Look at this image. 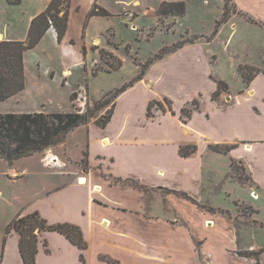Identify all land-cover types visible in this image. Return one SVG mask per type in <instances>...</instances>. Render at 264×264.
I'll return each mask as SVG.
<instances>
[{"label": "crops", "instance_id": "crops-1", "mask_svg": "<svg viewBox=\"0 0 264 264\" xmlns=\"http://www.w3.org/2000/svg\"><path fill=\"white\" fill-rule=\"evenodd\" d=\"M7 1L1 0L2 14H8L10 6L19 5ZM52 1L36 2L39 9L23 21L22 36L29 34L32 21ZM98 1L102 9L113 14L106 3ZM113 1L122 7L120 12L125 16L148 5V0ZM156 1L159 5L154 13L159 17L165 0ZM252 2L264 9V0H244L243 4L252 10ZM70 3L67 31L78 18L81 25L85 21V16H78L83 6L75 0ZM149 10L147 6L145 12ZM251 13L257 15L253 10ZM99 19L89 18L87 24L93 25ZM234 34L223 36L227 49L234 42ZM45 36L55 42L54 27ZM45 36L38 45L45 42ZM84 36L87 40V30ZM99 36L87 42L88 46L85 43V57L93 44L103 46L104 31ZM202 38L195 37L194 43L155 61L141 81L115 99L114 112L105 128L98 126L97 120L91 121L86 144H77L76 148L69 145L67 138L76 128L61 143L43 152L13 162L0 158V264H24L19 235L12 231L5 242L6 229L18 216L35 212L49 225L80 227L88 244V249L82 251L66 236L46 232L39 240L37 264H80L82 254L85 264H264V244L256 242L241 249L236 216L229 208L209 205L204 197L210 177L222 173L217 165L223 162L230 182L246 188L252 199L243 204L252 207L253 213L242 211L238 217L249 216L264 226L254 218L264 210L256 204L264 201V71L250 83L240 75L243 83L236 93L231 91L229 98H225L227 93L213 98L216 81H227L215 76L208 66L215 52L210 48L218 37L207 38V44L199 42ZM0 39V43L24 42L26 37L9 38L0 32ZM35 48L24 53L25 89L0 105L14 99L21 102L30 65L28 52ZM105 51L119 58L117 52ZM258 62L238 61V72L240 66L256 69ZM65 74L69 76L70 71ZM199 81L205 85L199 86ZM179 91L190 97L176 101ZM197 97L200 108L188 109ZM160 98L170 99L171 109L148 117L150 102ZM6 108L0 113L11 112ZM183 109L190 110V117H182ZM212 145L232 149L218 153ZM185 146H196L197 151L183 156L180 150ZM78 149L84 159H80ZM52 158L57 164L46 165ZM233 163L244 168L249 183L234 177ZM253 192L259 199L252 197ZM228 195H232L230 191ZM242 251L262 252L257 260L241 256Z\"/></svg>", "mask_w": 264, "mask_h": 264}, {"label": "rangeland", "instance_id": "rangeland-1", "mask_svg": "<svg viewBox=\"0 0 264 264\" xmlns=\"http://www.w3.org/2000/svg\"><path fill=\"white\" fill-rule=\"evenodd\" d=\"M100 1L106 3L109 11L113 14L91 17L92 9L98 4L101 6L100 2L98 0H75L83 6L78 16H85L84 24L81 25L78 18L74 25L68 29L61 42L58 39L54 42L50 36L44 35L45 42L28 52L30 65L26 78V91L20 95L22 96L21 102L14 99L0 105V109L7 107L6 109L11 110L6 114H52L73 112L75 108L86 113L90 109L93 111L91 121H99L104 116H108V112L113 107L115 99L112 95L103 99L107 93L133 82L141 72V65L153 58L163 48L171 49L179 41L195 37H203L199 42L205 44L209 43L207 38L218 37V40L213 42V46L210 48L215 52L210 58L211 63L208 66L215 76L218 75L220 79L230 84L228 90L220 93H227L225 98H229L228 94L231 91L236 93L243 83L237 68L238 61L246 64L259 60L256 70L264 71V51H259L264 50V9L256 6L255 2H252L250 6L257 15L251 13L252 10L244 6V0H168L185 2L186 14L183 17H167L159 20L157 14L154 13V9L158 8L156 0L147 1V6L150 7L149 13L145 12L146 6L139 11L131 10L126 16L121 14L122 7L116 6L115 1ZM4 2L8 4L7 0ZM36 2L39 3L40 0H23L19 5L10 6L8 14L5 12L2 14L0 0V32L9 38L26 37L27 39L28 32L23 33L22 36V29L25 26L23 21L29 14L39 9L36 7ZM90 5H92L90 10L85 14L86 8H89ZM225 9L229 13L228 21L217 27L223 19ZM246 15L252 17L257 23L248 22L245 18ZM94 17L101 19L93 25H88V19ZM85 30L88 32L87 40L86 35L84 36ZM102 31L105 33V36H101L103 49L117 52L118 59L122 61V66L111 73L107 72L110 70L109 65L102 59L100 45L93 44L90 47V54L85 57V47L95 36L100 37ZM233 31L236 36L232 46L227 49L228 44L223 40V36L231 35ZM26 39L24 40L26 41ZM94 59L97 61L93 63ZM110 60L113 61V59ZM260 60L263 64H260ZM78 64L80 67L77 66ZM86 64L87 66H85ZM96 66L105 71L94 75L93 70ZM66 71H70V77L65 74ZM198 83L199 86L204 84L200 81ZM208 83L210 85V81ZM204 89L202 88V90ZM74 93L80 96L75 103L71 100ZM181 93L182 91H179L176 95V101L190 97L187 92H184L183 95ZM104 100L107 101L105 105H103ZM99 101L103 104L96 108V102ZM150 103H152V117L157 111H167L172 107L168 98L154 99ZM200 106L201 100L197 97L187 108L199 109ZM67 141L72 148H76L77 144H86L88 142V127L85 125L78 127L69 134ZM77 154L80 159H84L82 150L78 149ZM217 166L223 174L219 172L218 176L209 175L211 176L210 181L207 189L204 190L207 203L217 208H229L236 216L238 220L236 231L240 240L238 245L241 249L250 247L256 242L264 244V226L252 221L249 216L238 217L239 212L242 213V211L246 215L253 213L252 207L243 204L249 200L252 201L248 191L246 188L230 182V176L223 162H219ZM239 171L243 173V178H246V171L241 168ZM216 183L218 185H215ZM228 191L232 195L227 196ZM255 193L252 194L253 198H255ZM255 199H259V197ZM236 201L237 203H235ZM256 204L264 209L263 200ZM254 218L259 219V222H264V210ZM36 233L38 234V232ZM245 253L248 252L242 251L239 254Z\"/></svg>", "mask_w": 264, "mask_h": 264}, {"label": "trees", "instance_id": "trees-1", "mask_svg": "<svg viewBox=\"0 0 264 264\" xmlns=\"http://www.w3.org/2000/svg\"><path fill=\"white\" fill-rule=\"evenodd\" d=\"M10 3L20 4L21 0H9ZM71 0H53L48 8L39 16H37L31 24L28 38L25 42H7L0 43V102L9 99L15 94L25 89V75H24V53L30 49L35 48L42 40L47 31L54 27L57 33V39L61 42L66 35L68 28V18ZM186 14V4L183 1H164L158 11L160 19L167 17H183ZM110 14L96 5L90 16H109ZM229 18L228 10L225 9L223 19L218 23L219 27L223 22H227ZM246 20L250 23L256 24V20L246 15ZM52 22V24L50 23ZM195 38L184 39L175 44L171 49L163 48L153 58H150L144 65H142L141 72L138 77L121 88L108 93L103 97L112 95L116 99L119 95L126 92L130 87L141 81L148 70V68L157 60L162 59L165 55L175 52L178 49L183 48L186 44L194 43ZM103 61L109 65L107 72L111 73L114 70H118L122 66V61L115 57L112 53L101 50ZM110 59H113L111 62ZM116 60V62H115ZM100 71L98 66L93 70L94 75H97ZM239 72L242 79L246 83H250L259 73L249 66H240ZM217 91L214 93V97L220 95L222 91L229 89V85L223 81H216ZM79 95L74 93L71 97L73 103L77 102ZM102 99V100H103ZM115 101V100H114ZM107 101L104 100V104L96 102V108L98 105H105ZM160 103V102H159ZM114 104V103H113ZM152 103L148 106V117L151 115ZM115 109L113 105L108 116H104L96 124L102 128H105L109 123L112 114ZM93 111L88 109L86 113L81 112L75 108L73 112H61V113H27V114H0V158L13 162L23 157H28L34 153L43 152L49 147L58 145L64 138L74 129L80 126H88L91 123ZM182 117H190V110L183 109ZM211 148L218 153H228L232 147L223 145H212ZM197 151L196 146L182 147L180 152L183 156H189ZM234 171V177L240 182H249L250 177L243 178V173H240V168L236 163L232 165ZM244 170V168H241ZM15 231L19 239V249L24 264H37L36 256L39 252V240L42 234L46 232H58L67 237L68 240L80 250L85 251L88 249V244L84 239L83 232L80 227L72 224H57L49 225L48 222L41 217L39 212L20 217L18 216L13 220L6 229V238ZM38 232V234L36 233ZM45 247L47 241L45 240ZM47 251H49L47 249ZM262 251L248 252L240 254L245 257H256L258 260ZM86 260L82 254L80 257V264H85Z\"/></svg>", "mask_w": 264, "mask_h": 264}, {"label": "built area", "instance_id": "built-area-1", "mask_svg": "<svg viewBox=\"0 0 264 264\" xmlns=\"http://www.w3.org/2000/svg\"><path fill=\"white\" fill-rule=\"evenodd\" d=\"M50 23L52 24V22L50 21ZM51 164H57V161H54V158L50 159L48 161V163H46V165H51Z\"/></svg>", "mask_w": 264, "mask_h": 264}]
</instances>
